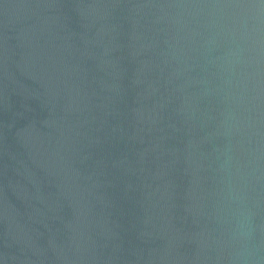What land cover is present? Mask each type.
Here are the masks:
<instances>
[{"label":"water","instance_id":"obj_1","mask_svg":"<svg viewBox=\"0 0 264 264\" xmlns=\"http://www.w3.org/2000/svg\"><path fill=\"white\" fill-rule=\"evenodd\" d=\"M0 264H264V0H0Z\"/></svg>","mask_w":264,"mask_h":264}]
</instances>
